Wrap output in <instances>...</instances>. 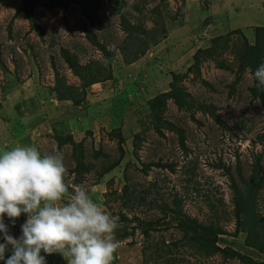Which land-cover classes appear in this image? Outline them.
I'll return each instance as SVG.
<instances>
[{"label":"rangeland","instance_id":"374dc122","mask_svg":"<svg viewBox=\"0 0 264 264\" xmlns=\"http://www.w3.org/2000/svg\"><path fill=\"white\" fill-rule=\"evenodd\" d=\"M24 1L0 0V151L62 152L66 182L118 217L113 264L264 262L247 240L255 229L264 243V108L250 91L264 0H39L38 28ZM63 51L96 82L75 75ZM172 74L180 94L151 101ZM245 199L250 215L238 213ZM181 214L202 227H181ZM26 219L4 222L19 238Z\"/></svg>","mask_w":264,"mask_h":264},{"label":"clouds","instance_id":"9594fccd","mask_svg":"<svg viewBox=\"0 0 264 264\" xmlns=\"http://www.w3.org/2000/svg\"><path fill=\"white\" fill-rule=\"evenodd\" d=\"M252 79L264 89V63ZM67 174L60 151L42 155L33 145L0 151V260L5 264H46L41 252L58 253L67 264H113L121 247L118 217L103 210L84 184L66 182ZM22 214L27 219L15 238L4 217L14 225Z\"/></svg>","mask_w":264,"mask_h":264},{"label":"trees","instance_id":"16d2710c","mask_svg":"<svg viewBox=\"0 0 264 264\" xmlns=\"http://www.w3.org/2000/svg\"><path fill=\"white\" fill-rule=\"evenodd\" d=\"M24 2L25 3H24V6H23L22 9L25 10V14L27 15V17H28L30 23L32 24V26L38 28V26L34 22L32 10H33L34 6H36L37 4H39V0H25ZM61 2H62L61 0H57L56 1V4H59ZM84 8L85 7H83V10H84ZM85 14L88 16L89 21L94 22V20L90 17V13L87 11L86 8H85ZM129 27H130V29H129ZM135 29H137V28L134 25H128V27H127V30L128 31L130 30V32H135L134 31ZM263 35H264V26H256V36H255L256 43H255V45L252 46V51H253L252 54L255 55L254 59L255 58L256 59H255L254 62H252L250 64L252 66V69H251V72L252 73H254V71L256 70V68L260 65V63L258 62V57H256L258 55L257 50H260V49H258L256 47H257V45L262 44L261 41H262V36ZM199 50H200V52H199ZM211 50H212L211 47L206 48V49H198L196 51V53L194 54L193 57L196 60V62L198 63L200 61V59H201V56L199 54L200 53H211ZM62 54H63V56L65 57V59L67 61L68 67L70 69H72L73 73L75 75L79 76L81 80H85V82L87 84H93V83L96 82V77L94 75L91 76V74H89V73H87V75H84L83 74V72L88 69V66L86 64H84V65L79 64L75 60V57H71V55H69L68 52L63 51ZM125 59H126V61L128 60L127 58H125ZM128 62H130V61H128ZM197 63L195 65H197ZM179 78H180V74H172V81L170 83V90H167L165 92H162L159 95L153 97L151 101L156 100L158 97H165V100L168 99V98H175V97H177L180 94L179 93V90L180 89H179V87H176L175 82ZM250 91H251L253 97L260 99V102H261V104H262V106L264 108V91L262 89H257L254 86V84L250 88ZM59 97L65 98V95L64 94H62V95L59 94ZM199 108H203V106H199ZM206 108H207V106L204 107L203 110L206 111L207 110ZM210 114H211V112H210ZM164 165L166 166V164H162L161 166H164ZM80 166H81V162L79 161V163H77V167H75V171L80 172ZM261 181H264V177H261ZM247 202L248 201L246 199L244 200V202H241V206L238 209V213L239 214L241 212H245L246 215H250L251 205H249ZM133 219L135 221H138L139 220V218L136 217V216H134ZM176 221H178L181 224V227H182V225L183 226H186L188 228H191V229H195V228L198 229V228H201L202 227L201 225H199V223H197L196 219L190 218V217L185 216L183 214L179 215L178 216V219ZM256 223L257 222L255 220L252 222L253 225H255ZM252 224L248 223L249 226H252L254 228V226ZM133 228L134 227H132L131 229H133ZM144 232L146 234V230ZM205 233L207 234V235H205V239L208 242V244L211 245V247L215 246L214 245L215 244L214 243V240L209 239V235L215 236L216 234H218L220 232L218 230H213L210 227V229L207 230ZM200 234H201V232H200ZM257 235L258 234L256 233V230L255 229L253 231L251 229L248 230L247 240L249 242V245L250 246H253V247H256L258 250H261L262 252H264V243H263V240H262V238L260 236H257ZM239 256L245 258V256H243V255H240L239 254ZM260 264H264V262H260Z\"/></svg>","mask_w":264,"mask_h":264}]
</instances>
